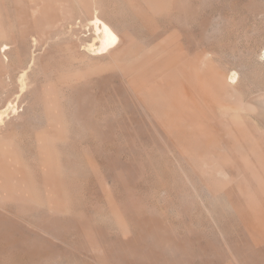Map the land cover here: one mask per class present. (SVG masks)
I'll use <instances>...</instances> for the list:
<instances>
[{
    "label": "rangeland",
    "instance_id": "1",
    "mask_svg": "<svg viewBox=\"0 0 264 264\" xmlns=\"http://www.w3.org/2000/svg\"><path fill=\"white\" fill-rule=\"evenodd\" d=\"M257 100L264 0H0V264H264Z\"/></svg>",
    "mask_w": 264,
    "mask_h": 264
},
{
    "label": "bare ground",
    "instance_id": "2",
    "mask_svg": "<svg viewBox=\"0 0 264 264\" xmlns=\"http://www.w3.org/2000/svg\"><path fill=\"white\" fill-rule=\"evenodd\" d=\"M97 6V5H96ZM95 6V7H96ZM97 9V8H96ZM98 10V9H97ZM96 11V10H95ZM82 23V22H81ZM85 24V23H84ZM80 25V24H79ZM87 26L90 28L91 31V35H86L89 38L92 37L93 41L91 43H89V47L91 48V50H93L95 52V55H107L109 54L115 47L119 46L118 43L120 41V37L119 34L117 33L116 29L112 26V24L107 21L106 19H103L102 17H100L98 14H96L95 16H92V18H90L87 21ZM84 27V26H83ZM82 28V27H81ZM86 28V26H85ZM88 28V30H89ZM84 29V28H83ZM89 30V31H90ZM86 32V31H85ZM87 33V32H86ZM85 33V34H86ZM85 36V37H86ZM82 39V38H81ZM37 40V39H36ZM90 41V40H89ZM37 45V44H36ZM4 48L2 49V51L4 53H6L9 49L10 46L8 43H4L3 44ZM37 48V47H36ZM93 48V49H92ZM107 58V57H106ZM25 72V70H24ZM23 72V73H24ZM27 74V73H26ZM237 76V72H235L231 78L234 79ZM26 80V79H25ZM26 82V81H25ZM263 99V98H262ZM260 100V99H259ZM257 100V102L259 101ZM11 106V105H10ZM10 106L8 108H10ZM253 109L256 110H260L261 108H263L264 110V101H259L258 105H253L252 106ZM15 111L17 110L16 107L14 105H12V107ZM7 108L0 111V118L2 119L4 116V112H6ZM258 112V111H257ZM7 113V112H6ZM4 120V119H3ZM2 120V121H3Z\"/></svg>",
    "mask_w": 264,
    "mask_h": 264
}]
</instances>
